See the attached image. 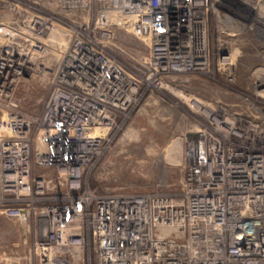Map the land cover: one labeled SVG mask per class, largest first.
I'll return each instance as SVG.
<instances>
[{
    "label": "built area",
    "instance_id": "built-area-1",
    "mask_svg": "<svg viewBox=\"0 0 264 264\" xmlns=\"http://www.w3.org/2000/svg\"><path fill=\"white\" fill-rule=\"evenodd\" d=\"M253 2L264 7V0ZM55 3L76 13L78 24L66 26L69 41L52 69L53 89L36 116L20 110L17 91L35 70L34 55L46 51L42 38L55 22L35 8ZM10 5L17 21L0 26L13 39L0 52V214L33 216L36 264H264V81L257 82L256 97L230 89V100L188 95L196 118L185 133L180 191H101L89 182L147 86L169 88L183 75L215 84L217 73L235 83L237 63L226 37L238 34L242 20L226 2ZM215 10L219 37L211 39ZM112 12L148 40L139 71L91 35L114 36Z\"/></svg>",
    "mask_w": 264,
    "mask_h": 264
},
{
    "label": "rangeland",
    "instance_id": "rangeland-1",
    "mask_svg": "<svg viewBox=\"0 0 264 264\" xmlns=\"http://www.w3.org/2000/svg\"><path fill=\"white\" fill-rule=\"evenodd\" d=\"M10 1L0 0V26L11 27L17 21V13L12 10ZM20 1L24 3L27 0ZM224 1L230 14L242 20L241 23L239 22L241 28L238 34L226 37L237 63L235 83L229 84L224 80L223 75L217 73L215 84L196 75L179 76L178 79L182 82L172 87L180 93L171 87L147 86L141 102L124 124L113 148L106 152L102 161L90 173L91 185L101 191L132 190L166 193L180 191L185 165V133L192 127L196 118L186 103L188 95L199 94L211 99L230 100L235 98V94L228 91L230 89L256 97L254 94L256 84L264 81V7L256 6L253 0ZM35 9L42 14L51 15L55 22L46 37L42 38L48 44L46 51L32 58L36 71L33 68L29 76L20 84L17 97L21 100L22 112L39 116L44 111L53 89L52 69L57 65L56 62L62 57L66 47L63 45L66 39L63 40V36H59L58 27L63 29L64 36L69 41L66 32L71 30L68 27L78 23L76 13L65 12L56 3ZM216 9L218 10L219 7L217 6ZM112 13V17L116 18L117 16L114 15L116 12ZM216 13L215 10V13L211 14V39L219 37L217 27L220 20L216 17ZM89 25L92 29L98 30L95 20L90 19ZM252 25L255 26L254 29H251ZM91 35L101 41L113 57L139 71L136 68L137 60L141 54L148 52L149 46L148 40L133 30L132 22L128 21L127 26L117 23L112 38H103L100 35L96 37L94 32ZM12 41V38L0 32V52L4 45ZM178 143L180 146L177 145ZM171 144L176 148L175 151H171L173 148ZM173 162H181V164L175 165ZM27 223L28 225L21 217L11 218L0 214L1 264H36L33 216L28 218Z\"/></svg>",
    "mask_w": 264,
    "mask_h": 264
},
{
    "label": "bare ground",
    "instance_id": "bare-ground-1",
    "mask_svg": "<svg viewBox=\"0 0 264 264\" xmlns=\"http://www.w3.org/2000/svg\"><path fill=\"white\" fill-rule=\"evenodd\" d=\"M115 16H117L116 18H113L112 16H113V13H110L109 14V17H110V20L111 21H113V22H117V23H119V24H121V25H123V26H127V22L128 21H130L131 22V20H127V19H125V17H123L121 14H119V13H116V14H114ZM58 27V26H57ZM57 27H55V29L57 28ZM243 27V26H242ZM57 31V30H56ZM55 32V31H54ZM57 32H59V36H63L64 37V31H63V29L61 30L59 27H58V31ZM64 32V33H63ZM52 33H53V31H52ZM51 33V34H52ZM53 34H55V33H53ZM66 34H67V32H66ZM58 35H56V37H58L59 38V40H60V37H59ZM52 37V36H51ZM54 37V36H53ZM62 37V38H63ZM61 38V39H62ZM66 38V37H65ZM65 38H63V40L65 39ZM59 40H57V41H59ZM68 40V39H67ZM56 40L54 39V42H55ZM60 42V41H59ZM63 42H65V40L63 41ZM27 62H31V61H29V59H27ZM42 77V76H41ZM171 88H173V89H175L174 87H172L171 85H169ZM176 90V89H175ZM176 92H178V93H180V91L179 90H176ZM130 129V128H129ZM127 131H129V130H127ZM130 132V131H129ZM131 133V132H130ZM176 141V140H175ZM180 141V140H179ZM178 142V141H177ZM172 145V144H171ZM178 146H180L179 145V143L177 144ZM173 146V145H172ZM176 150V148L173 146V148L171 149V151H175ZM174 158V157H173ZM170 159V158H169ZM171 160H176V159H171ZM180 160V159H179ZM178 160V161H179ZM173 164H175V165H179V164H181V162H173ZM22 221L24 222V223H26L27 225H28V213H25L22 217ZM26 225V226H27Z\"/></svg>",
    "mask_w": 264,
    "mask_h": 264
},
{
    "label": "water",
    "instance_id": "water-1",
    "mask_svg": "<svg viewBox=\"0 0 264 264\" xmlns=\"http://www.w3.org/2000/svg\"><path fill=\"white\" fill-rule=\"evenodd\" d=\"M193 136H195V135H194V134H189V135H188L189 138H190V137H193Z\"/></svg>",
    "mask_w": 264,
    "mask_h": 264
}]
</instances>
